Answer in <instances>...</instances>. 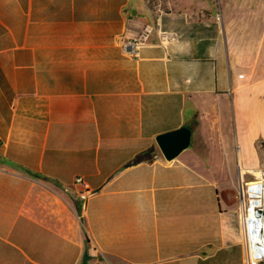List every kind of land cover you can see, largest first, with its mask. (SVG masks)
Segmentation results:
<instances>
[{"label":"crops","instance_id":"1","mask_svg":"<svg viewBox=\"0 0 264 264\" xmlns=\"http://www.w3.org/2000/svg\"><path fill=\"white\" fill-rule=\"evenodd\" d=\"M256 170L264 0H0V264H246Z\"/></svg>","mask_w":264,"mask_h":264},{"label":"built area","instance_id":"2","mask_svg":"<svg viewBox=\"0 0 264 264\" xmlns=\"http://www.w3.org/2000/svg\"><path fill=\"white\" fill-rule=\"evenodd\" d=\"M153 29L147 26L143 33L136 39L120 43L124 53L130 58H138L142 47L148 42ZM172 39L162 34L163 42ZM75 184L80 186V196L84 209L87 200L95 193L82 178H77ZM242 199L244 201L245 214L243 218V236L246 252V264H264V253L261 251L260 228H264L262 217V203H264V170H260L254 179L245 182L242 187ZM96 249H93L95 252Z\"/></svg>","mask_w":264,"mask_h":264},{"label":"water","instance_id":"3","mask_svg":"<svg viewBox=\"0 0 264 264\" xmlns=\"http://www.w3.org/2000/svg\"><path fill=\"white\" fill-rule=\"evenodd\" d=\"M157 143L165 158L173 160L187 148L189 133L187 131H178L163 134L157 138Z\"/></svg>","mask_w":264,"mask_h":264},{"label":"bare ground","instance_id":"4","mask_svg":"<svg viewBox=\"0 0 264 264\" xmlns=\"http://www.w3.org/2000/svg\"><path fill=\"white\" fill-rule=\"evenodd\" d=\"M239 162H240V166L244 167V157L242 155H239L238 157ZM256 174L259 172H255ZM262 217L264 218V203H262ZM260 242H261V251L264 253V228H260Z\"/></svg>","mask_w":264,"mask_h":264},{"label":"rangeland","instance_id":"5","mask_svg":"<svg viewBox=\"0 0 264 264\" xmlns=\"http://www.w3.org/2000/svg\"><path fill=\"white\" fill-rule=\"evenodd\" d=\"M257 151H258V156H259V151H260V149L258 150L257 149ZM254 172H259V170H256V171H254ZM246 179L248 180V179H250V178H247L246 177ZM229 190H232L233 192H235L236 191V185L233 183V184H231V187L229 188Z\"/></svg>","mask_w":264,"mask_h":264},{"label":"trees","instance_id":"6","mask_svg":"<svg viewBox=\"0 0 264 264\" xmlns=\"http://www.w3.org/2000/svg\"><path fill=\"white\" fill-rule=\"evenodd\" d=\"M146 157H145V155H140V156H138L137 158H136V162H138V161H142L143 159H145Z\"/></svg>","mask_w":264,"mask_h":264}]
</instances>
